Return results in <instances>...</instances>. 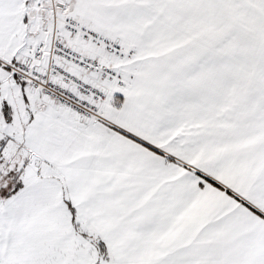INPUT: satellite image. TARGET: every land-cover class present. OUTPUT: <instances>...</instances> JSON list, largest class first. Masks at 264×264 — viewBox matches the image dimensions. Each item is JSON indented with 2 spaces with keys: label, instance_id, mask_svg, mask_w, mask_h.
Wrapping results in <instances>:
<instances>
[{
  "label": "snow or ice",
  "instance_id": "6c2138e0",
  "mask_svg": "<svg viewBox=\"0 0 264 264\" xmlns=\"http://www.w3.org/2000/svg\"><path fill=\"white\" fill-rule=\"evenodd\" d=\"M0 264H264V0H0Z\"/></svg>",
  "mask_w": 264,
  "mask_h": 264
}]
</instances>
